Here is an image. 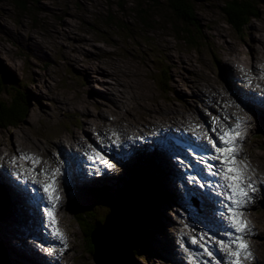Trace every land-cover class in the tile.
Here are the masks:
<instances>
[{"label": "rangeland", "instance_id": "rangeland-1", "mask_svg": "<svg viewBox=\"0 0 264 264\" xmlns=\"http://www.w3.org/2000/svg\"><path fill=\"white\" fill-rule=\"evenodd\" d=\"M155 2L28 0L27 6L20 8L11 0H0V75L11 85L21 89L27 99L21 120L16 125L0 128V140L3 143L0 149L6 150L7 145H14L18 149L23 146L28 149L24 150L23 156L29 157L33 149L40 150L42 143L44 150L49 152L53 149L55 152L49 153L51 159L59 153L57 145L60 144L57 142L62 140V146L67 148L66 137L79 134L88 141L93 140L91 126L96 124L95 120L98 118L107 123L116 120L128 131L129 127H138L125 120H151L160 116H172L179 110L193 111L191 113L203 119L204 116L198 115V112L204 113L196 109V105L205 103L208 113L215 109L220 114L219 120L223 125L219 129L224 130L226 123L234 127L237 120L241 121L243 137L249 135L246 142L243 141L246 152L251 155L250 161H254L264 171V117L256 112L258 121L251 116L254 120L251 122L255 123L250 128V121L244 118L248 111L246 106L242 105L240 99L233 100L240 106L239 111L230 102L225 89L231 86V81L224 78L230 71L234 76V61L249 63L253 59L251 63L255 65L250 66L252 74L264 75V53L261 49L264 46V0H255L259 13L240 31L228 23L222 13L221 7L226 0H194L201 24V30H198L204 34L202 41L198 43L201 45H196L195 48L177 35L165 1ZM250 48L253 52L249 51ZM244 78L238 80L233 77L232 84L238 85L244 81L248 82L247 85H252V88L259 85L245 81ZM1 95L6 97L7 93L2 92ZM166 110L169 114L164 113ZM187 116L194 117L190 113ZM143 131L145 135L150 134L146 129ZM254 131L257 132V138L252 137ZM78 139L83 143L82 137ZM173 150H169L166 156L174 153ZM134 154L140 155L137 160L145 162L148 160L146 156L150 155L149 147L142 144ZM39 163L47 166L50 164L46 160ZM257 169L255 167L258 173ZM27 171L30 173L29 169ZM114 172L113 177L118 176L121 180L128 175L124 169ZM0 174L5 177L6 171L1 168ZM165 175L168 176V172ZM117 182L119 184L120 180ZM155 185L156 189L149 191L153 205L151 217L143 214L141 220L138 218L134 223L136 225L140 220L137 225L142 229L139 234L140 249L137 252L146 254V258H136L135 264H162L163 257L174 258L173 234L166 233L162 213L163 207L165 212H170L171 208H168L169 204L162 203L165 196L155 191L157 188L162 190L160 181ZM117 190L118 188H114L112 191L116 193ZM76 195L84 208L90 209L94 207L93 203H97L94 214L96 217L103 216L104 211L99 208L102 206L95 193L84 191L81 196L78 193ZM69 196L71 198V193ZM99 196L105 200L103 192L100 191ZM119 197L117 195L114 199ZM3 198L4 200H0V209H3L4 201L8 205L7 208L6 205L4 207V218L14 207ZM173 198L174 195L169 194L168 202ZM63 202L62 208L65 207ZM155 203H159L157 215ZM130 207L139 211L137 206ZM250 210L253 217L250 222L257 226V234L253 239L257 250L256 264H264L262 195ZM194 211L191 210L190 215ZM60 214L63 225L78 233L75 248L78 247L79 256L74 261L77 264H95L93 257L85 251V236L81 240L82 232L74 216L64 211ZM20 218L16 223L20 225V229H25L28 222L22 220L21 216ZM5 222L0 224V249L3 248L4 241H7L2 236L6 230L4 227L8 226V221ZM250 227L254 229L252 224ZM131 236L132 245L135 241L134 233ZM158 240L164 245H160L163 253L160 257ZM18 244L21 245V242ZM11 247L12 258L8 256V260H11L7 261L2 253L0 264H31L27 259L37 261L36 255L30 254L27 246H21L23 249L19 247L20 252L15 251L12 245ZM25 249L27 253L24 252ZM22 253L27 258L24 255L21 257Z\"/></svg>", "mask_w": 264, "mask_h": 264}, {"label": "snow or ice", "instance_id": "snow-or-ice-1", "mask_svg": "<svg viewBox=\"0 0 264 264\" xmlns=\"http://www.w3.org/2000/svg\"><path fill=\"white\" fill-rule=\"evenodd\" d=\"M242 123L237 120L234 127H228L222 134H217L216 138L209 136L208 143L214 154L201 157V160H218L217 164H206L205 171L210 172L214 177H218L216 184L209 185L207 182L201 183L197 180L196 176H190L189 182L192 184H199L200 188L212 187L216 189L217 196L221 197L218 201L221 208L218 211V216L221 220L227 222V231L224 233L227 240H221L220 243L222 250H227L230 259L229 264H242V260H254V254L248 244L247 235L252 233V228L249 222L244 218V208L251 203L253 196L251 193L256 192L258 189L255 182L250 177L246 176L247 172H254L245 160L240 159L242 151L241 141L243 134L241 132ZM215 131V129H213ZM207 134V133H205ZM197 139H199L197 137ZM191 147V146H190ZM99 156V153H97ZM91 158V157H90ZM22 160L33 161V165L39 163L38 158L21 156ZM246 159V158H245ZM109 168L113 165L108 164ZM66 169L61 170L59 167L52 172V180L50 183L41 184L39 181L33 180L32 184L35 186L33 192L46 194L47 204L45 206V215L49 218L52 224L56 223L54 210L58 207V202L61 199L59 195H54L57 188L55 187L60 183V179L66 175ZM43 173V170H41ZM58 177L60 179H58ZM247 181V183H245ZM261 183H264L262 181ZM195 191V189H193ZM56 234L60 236L63 242V235L56 230ZM202 239V238H201ZM196 243V239H193ZM67 245L65 244V248ZM63 251V249L61 250ZM205 251L211 256L212 252L207 248ZM220 264V262H217Z\"/></svg>", "mask_w": 264, "mask_h": 264}, {"label": "bare ground", "instance_id": "bare-ground-1", "mask_svg": "<svg viewBox=\"0 0 264 264\" xmlns=\"http://www.w3.org/2000/svg\"><path fill=\"white\" fill-rule=\"evenodd\" d=\"M263 47L261 48L263 50L262 53H264V48ZM227 66L229 67L228 64H227ZM229 69H230V67H229ZM259 71H260V69H259ZM246 83L248 84V82H246ZM227 106H229V105H227ZM221 110H222V108H221ZM261 110L262 111H259V114L264 117V112H263L264 111V107H261ZM219 112L221 113V111H219ZM164 113H168L167 110ZM190 114H192L194 116V117H191V116H188V117H190L193 120V124H194V127L196 129H200L204 125L209 126L210 122H209L208 117L206 115L201 114V113L198 112V115L204 116L203 119H202V117L197 116V114H195V113H190ZM224 114H225V111H224L223 115ZM252 116L258 121V117L256 115H252ZM251 120L254 121L252 117H251ZM170 121H171L172 124H175L176 123L175 120H172L171 119ZM95 122H96V124L94 126H91V128L92 129L95 128L97 130V135L100 134V136L102 138H106L108 136H111L112 135V132L114 130H118L121 134L127 132V130H125V128H123L122 126H120L116 122V120H112V121L110 120L109 123H107L104 120H102V118H98V119L95 120ZM233 123H235V122H233ZM103 124H107V125L104 126ZM154 125H155L154 122L147 121V122H144L142 124V127L141 128H137V129H145V128L146 129H148V128L150 129V128L154 127ZM221 125H223V124H221ZM134 128H136V127H129V130L130 129H134ZM109 129H111V130H109ZM80 137L83 138L82 139L83 140V143H82V141L80 139H78ZM65 140H66L68 146H70V148H73V149L75 147L80 146V145L87 146L88 143L90 142V141H88L87 138H84L83 136H80L79 134H76V135H74L73 137H70V138L66 137ZM61 141L62 140H60V142H57V143L60 144V145H57V149H58L59 152L61 151V152H64L66 154L67 153L66 147L64 148L62 146ZM2 144L3 143L0 140V146ZM53 144H55V142ZM13 146L14 145H11V146L7 145L6 146V150L0 149V162L2 163V165L3 164L10 165V161L12 160V156H11L12 153H16L18 156L21 157V156L24 155V150H28V149H26V147H23V146H21L20 149H18L16 146H14V147ZM173 151L175 153L176 152V149L173 150ZM31 153L32 154L29 155V157H32L33 150H32ZM54 159L56 160V156H54L53 158H51V160H54ZM29 160H31V159H29ZM31 162L33 163L32 160L31 161H26V163L29 164V165H31ZM160 162H161L162 165H164V167H167L166 159H164V160H162ZM51 165H52V163H50L48 166L47 165H41L40 163L35 164V166H46V167H49V168H51ZM0 169H1V167H0ZM21 170L19 171V174H21V175H28V174H26V173H29L27 170L26 171H22L23 174L21 173ZM2 182H6V183L12 184V187H9L8 184L5 185L6 187L11 188L10 190H6V194L7 195H10L12 193H15L16 188L19 186V185H15L14 184V180L8 175L7 171H6L5 177H3L0 174V191H4V188L2 187V184H1ZM84 184H89V182L82 183V185H84ZM174 184H176V183H174ZM18 190H21V189L18 188ZM21 193H23V192L21 191ZM263 193H264V190H263ZM7 195L0 194V200H2V199L4 200L3 197L6 198ZM120 199H121V197L114 199V202H113L112 207H111V211L106 216V218L104 219L105 220L104 226H99L98 227V230L99 231L98 230L96 231V233L101 232L100 234H102L103 232L106 231V229L107 230H112V231L109 232L110 234H108V235L106 234L104 236L103 240H102L104 242V244H105L106 251H108V252L100 251L102 253V259H100L99 255H98L99 254V250H100L99 249L100 248L99 240H97L98 239V235L96 237L93 235L92 240H93V243H94V246H95V249L96 250L94 251V253H92V257H93V260H94L95 264H121L123 261H125V263H126V259L128 260V255L126 257V254L132 248V246H130V244L132 242L131 241V237H132L131 234L134 233V235H135V227L138 224V222L136 223V225L134 223L136 222V220L138 219V217H140V214H139V212L137 210H133L132 207L130 208L129 205L125 203V201H120L119 202ZM6 200L8 202H10L11 206L14 207V210H11L10 213L7 214V216H5L3 218L4 213H5V209L4 208L3 209H0L1 210L0 211V224L1 223H4L5 221H8V226L4 227V228H6V230H4V232L2 233V236L4 238H6L7 240H8V237L10 236L13 240L16 241V242L14 241L15 242V245H12L13 246V249L15 251L18 250L20 252L19 247H21V246L22 247L23 246H27L26 248H27V250L30 251V254H33L34 256L36 255L37 261H46L45 256L43 255V253H41V251L39 250V248L36 246V243L39 245L40 249L41 248L42 249H47V247L44 244H42L40 241L37 240V236L35 234V231H34L33 226L28 222V224H27V226H26L25 229H20V227H18L20 225H18L16 223V221L21 220V218H20L21 213L18 210L19 209H22L20 205H17L18 197H12L11 200L9 198H6ZM62 202L63 201H61L60 204ZM123 203L126 206H124ZM63 204H65V203L63 202ZM64 208L65 207H63V208L61 207V211H63ZM112 215L114 217L113 219H111L112 218ZM55 217H57V216H55ZM165 218H167V217L165 216ZM244 218H248V217L245 215ZM22 220H24V218ZM104 220L102 221V223L104 222ZM22 226H23V224H22ZM100 228H102V229L100 230ZM13 229H15V230H21V232H17L16 233ZM18 242H21V245H19ZM173 250H174L175 253L178 252L177 249H176V247H174ZM1 251H2V248L0 249V252ZM177 255H178V253H177ZM201 263H203V261ZM49 264H56V263L55 262H51Z\"/></svg>", "mask_w": 264, "mask_h": 264}, {"label": "trees", "instance_id": "trees-1", "mask_svg": "<svg viewBox=\"0 0 264 264\" xmlns=\"http://www.w3.org/2000/svg\"><path fill=\"white\" fill-rule=\"evenodd\" d=\"M20 8H25L27 6L28 0H11ZM159 1V0H152ZM166 3L167 8L171 12V20L173 24L176 26L177 35L183 38V41L189 44L191 47H197L196 45L200 41H202L204 34L201 33V24L200 20L195 11L194 0H163ZM156 3V2H155ZM141 7V6H140ZM222 13L225 16V19L228 23H230L233 27L236 28L237 31H240L242 28L246 26V24L254 18L259 13V9L256 6L255 0H226L225 4L221 7ZM142 15L145 16V14ZM143 18H140L142 20ZM144 20V19H143ZM146 22V21H145ZM199 29V30H198ZM13 88V90H9ZM2 92L7 93L6 97L1 95ZM27 99L25 93L19 89L18 87H14L7 82L4 76L0 75V125H6L8 123H16L21 120V114H23L26 110ZM151 179L140 176V179L135 184H127L123 191H121L122 198L120 201H125L126 204L134 205L135 207H139V214L141 220V210L144 212L146 210L152 211L153 205L151 201V197L149 191L154 190L152 186H149ZM148 185V186H147ZM157 191V190H155ZM111 200V199H110ZM131 202H130V201ZM131 208V207H130ZM81 222V227L83 233L85 235L86 240V248L94 253L95 246L93 243V235L96 237L98 235L100 250L99 257L102 259V253L108 252L106 251L105 244L102 241L104 236L110 234L109 232L112 230H107L100 234L101 232L96 233L98 227H94L91 217V211H87L84 213L78 214ZM113 215L112 218L113 219ZM139 220V222H140ZM138 222V224H139ZM104 222L100 226H104ZM106 226V225H105ZM137 225L135 227V232ZM102 228H100L101 230ZM99 231V230H98ZM96 233V234H95ZM136 234L134 235L135 239ZM132 241V240H131ZM135 242V241H134ZM131 245L133 247L134 245ZM132 243V242H131ZM136 246V245H135ZM134 249H137L134 247ZM131 250V249H130ZM126 254L128 255V260L126 259L121 264H130L133 259L131 256V252ZM98 252V251H97ZM128 261V262H127Z\"/></svg>", "mask_w": 264, "mask_h": 264}]
</instances>
